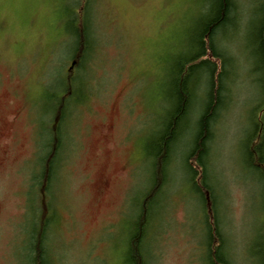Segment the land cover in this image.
<instances>
[{
    "label": "rangeland",
    "instance_id": "374dc122",
    "mask_svg": "<svg viewBox=\"0 0 264 264\" xmlns=\"http://www.w3.org/2000/svg\"><path fill=\"white\" fill-rule=\"evenodd\" d=\"M89 2L92 50L82 73L75 71L70 57V0H0V142L8 131L7 120L19 116L9 126L12 153L7 157L0 148V264H28L35 208L45 204L41 183L36 185L40 180L30 184L32 174L37 178L41 172L43 150L34 155L32 130L27 127L29 94L34 93L35 110L41 113L43 100L63 92L67 73L79 79L74 89L83 88L63 124L74 149L62 150V168L57 167L47 197L51 222L42 239L44 260L130 264L129 239L140 201L153 182L144 140L154 136L166 118L171 68L188 54L191 32L199 15L206 13L205 1ZM236 5L216 38L217 48L228 57L227 100L213 124L205 157L212 192L201 202L190 182H198L195 163H187L204 97V90L196 88L204 79L201 75L167 161L165 184L150 202L141 244L145 264H209L205 217L211 225L212 209L224 240L221 256L227 255L231 264H262L264 175L249 162V152L256 137V154H264V74L256 52L264 0H236ZM120 119L123 131L136 120L135 152L132 142L110 149L108 133ZM78 130L86 135L74 143L71 138ZM132 157L142 158L134 170ZM60 218L56 226L53 220ZM119 218L118 224L106 227Z\"/></svg>",
    "mask_w": 264,
    "mask_h": 264
},
{
    "label": "trees",
    "instance_id": "16d2710c",
    "mask_svg": "<svg viewBox=\"0 0 264 264\" xmlns=\"http://www.w3.org/2000/svg\"><path fill=\"white\" fill-rule=\"evenodd\" d=\"M203 2L205 3L204 9L206 13L200 14L191 32L192 35L189 43L195 48L194 52L189 56L180 57L171 68V79L166 97V101L169 103L166 110L167 119L165 118L166 122L163 132L153 143L150 150V153L156 157L161 155L162 162H165V157L177 137L181 123L190 113L191 102L194 96V86L192 85H194V82L199 80L202 75L205 79L204 97L200 103L199 109H201L196 123L197 132L194 141L191 143L188 157L190 163L194 161L195 170L198 173L197 186L193 183V187L194 190L199 193L201 202H204V196H207V193L209 195L211 192L205 183L206 171L204 167V155L207 151V141L210 135L212 136L213 123L217 119L215 117L218 116V110L223 108L227 100V85L225 83V75L227 72L225 65L227 64L228 57L227 55L223 57L222 52H218L216 38L218 34H221L224 25L232 19V15H234L235 9L237 8L236 0H203ZM70 3L74 4V7H72L71 4L67 6V15L69 18L68 30L72 37L70 57H72L75 71H81L83 73L84 69L82 67L87 59H89L88 56L92 50V42L88 38L87 33L90 2L89 0H70ZM256 44V52L260 55L258 67L264 74V19L259 28ZM65 80L66 85L62 92V113L66 115L65 117L62 116V127L72 102L80 101L82 93L79 94L81 91L79 92L78 90L83 88L82 85H79L77 90L73 88V85L76 81L79 82V79L76 76H72L70 73L66 74ZM262 90L264 91V76L262 79ZM60 102V96L51 94L50 112L52 113V121L54 118L58 119ZM262 106L264 107V100ZM57 131L58 130H56V133ZM53 132L54 130L52 128V134ZM56 135H58V133ZM52 140V142H54V139ZM255 140L256 137L252 142V151L249 152V162L256 170L264 175V154H256L257 146L254 144ZM51 144L50 161L53 162L59 151L58 149H54V143ZM42 160L41 155V172L38 174L39 177L43 175ZM153 166H155L157 170V178H160L161 163L158 159H153ZM195 170H193V172H195ZM39 183H41V192L43 191V183L40 180L36 182V185ZM154 192V190L149 188L146 197L151 198V194L153 195ZM148 206H151V203L148 202ZM46 210L42 202L40 208L38 206L35 208L36 220L39 222L40 228L36 231L35 240H31L30 248H32L33 256H31L29 264H46L43 254V245L41 244L43 239L42 217ZM208 214L211 215V221H213V224L208 225L210 230L209 236L211 235V237H209V241H211L209 245L210 248L207 251L208 262L209 264H231V260L227 255L224 254V257H222L220 254L224 240L219 231L215 215L213 211L208 212ZM144 229L145 228L142 229L143 233ZM142 230L141 227L138 226V231L132 238L128 249V257L132 264H145L143 262L141 249L138 248V240L141 239L140 232ZM262 256V264H264V253Z\"/></svg>",
    "mask_w": 264,
    "mask_h": 264
},
{
    "label": "flooded vegetation",
    "instance_id": "af4514ba",
    "mask_svg": "<svg viewBox=\"0 0 264 264\" xmlns=\"http://www.w3.org/2000/svg\"><path fill=\"white\" fill-rule=\"evenodd\" d=\"M45 86L42 88V99L45 96ZM33 97V98H31ZM61 102H60V111L58 113V119L54 118V120H51V113H50V109L47 107V105H49V99H47V102H44L43 104V109L42 112H38L35 110L34 104H35V97H34V93H32V91L29 94V102L30 105L27 107V127L29 128V130H32V135H31V140H32V146L35 147L34 150V155L36 154V151H38L39 149L41 150H46L47 153L45 155V160H44V165L43 167V175H42V183H43V191H41L42 194V198L43 201L45 200V204L44 207L45 209H47L42 217V230L45 231L46 227L49 225V223L51 222V205L49 206L47 204V197H50L51 194V167H50V147L52 146L51 143H54V149H58V151H60L61 154V159H60V163L58 165V169L57 171H59L60 168H62V150L68 149V148H72L73 146L69 145L67 140V136H65V132L63 130L62 127V92H61ZM131 104L128 105V108H131ZM65 113H64V117H65ZM19 120V116L14 115L11 118H9L7 120L8 123V131L5 135V139L2 140L0 142V148L3 149L5 151V155L8 157L12 152L10 149V146L14 143V138L13 135L11 133V130H9V126H13L14 122ZM136 125V120L134 119L133 122L130 124V126H127V128L123 131L122 130V126L123 124H121V119L118 120V125H116V127H114L109 133L108 135L110 136V139H112L111 142V146L110 149L114 150L117 147H119L121 144L122 146L126 143V142H132V150L133 152H135V150H137V141H136V136H135V132L133 131L134 127ZM52 128L54 130L53 134H52ZM56 130L58 135H56ZM85 131H81L78 130L77 133H73L71 141H73L74 143L78 141V138H80L82 135H86V133H84ZM88 136V135H87ZM54 139V142H52ZM80 141V140H79ZM146 140H144V144H145ZM70 143V142H69ZM139 147L142 148V142L139 141ZM74 149V147H73ZM140 149V148H139ZM36 156V155H35ZM34 156V157H35ZM33 158V157H32ZM131 160V158H130ZM132 160L134 162H132L133 166L131 169L134 170L135 166L137 165V163L142 161V158H138L135 159L134 157H132ZM138 161V162H137ZM137 162V163H136ZM132 170V171H133ZM57 172H54L53 177L55 176ZM35 179L39 180V176L34 175V173L32 174L31 178H30V184L31 182H33L35 184ZM128 194V192L126 193ZM125 196V195H124ZM124 200L126 201V199L122 198V201L124 202ZM123 204V203H122ZM47 206V207H46ZM120 206V205H119ZM29 208V206H28ZM122 208V207H121ZM121 208H120V214H121ZM29 212V209H28ZM32 212V211H30ZM59 213V211H58ZM34 214V212L32 213ZM120 218L117 220L116 223H112L109 226L106 227H112L115 226L116 224H118ZM53 222L56 224V226H58L61 223V218L58 219V222L56 220H53ZM31 223H33V217H32V221Z\"/></svg>",
    "mask_w": 264,
    "mask_h": 264
},
{
    "label": "bare ground",
    "instance_id": "6f19581e",
    "mask_svg": "<svg viewBox=\"0 0 264 264\" xmlns=\"http://www.w3.org/2000/svg\"><path fill=\"white\" fill-rule=\"evenodd\" d=\"M199 17H200V15H199ZM91 40V39H90ZM194 47L192 46V44H189V52H188V54H186V55H183V56H189L191 53H193L194 52ZM219 51H221L220 49H218V52ZM222 52V51H221ZM222 55H223V57H224V52H222ZM183 56H180V57H183ZM201 79V78H200ZM199 79V80H200ZM192 86H194V85H192ZM196 88L198 89H202V90H205V79H203V81H202V83H200L199 85H197L196 86ZM194 91H195V87H194ZM204 92V91H203ZM202 94V93H201ZM202 95H204V93L202 94ZM195 100V97L193 96V99H192V102ZM192 102H191V104H192ZM201 103V102H200ZM47 107L50 109V107H51V105H50V98H49V105H47ZM200 107V106H199ZM166 110H167V108H166ZM220 111H221V109L220 110H218V113H217V115L219 116V114H220ZM51 113V112H50ZM52 114V113H51ZM62 116L64 117V113H62ZM218 116H216L215 118H217ZM167 119V118H166ZM166 119L162 122V125H161V127L159 128V129H157V127H156V130H155V134H154V136H151L150 135V137H149V140H147L146 142H145V145H146V147H147V144H148V148H147V151H148V153H147V159L148 160H152V163H153V159L155 160V159H158L159 160V162L161 163V168H160V178H157V176H156V174H157V170L155 169V166H153V168H152V175H153V182H152V184H151V186H150V188L152 189V190H154L155 192H154V194L152 195L151 194V198L150 197H145L144 199H141V201H140V204H139V214H138V218H137V221H136V224H135V227H134V231H133V233H132V235L130 236V239H129V244H128V249H129V246H130V244H131V241H132V238L135 236V234H136V232L138 231V226H140L141 227V230L143 229V228H145L146 227V225H147V219H148V211L149 210H151V208H152V206H148V202L150 203H152V202H154V200H153V196L155 195V193H158V192H160V190H161V188L163 187V185L165 184V174H166V166H167V161L169 160V158H170V156H171V152H172V147H173V144H174V142H173V144H172V147H171V149H170V151H168V153H167V155H166V157H165V162H162V158H161V155H159V157H156L155 155H153L152 153H150V150H151V147H152V145H153V143L156 141V139H158L159 138V136L161 135V133L163 132V128H164V125H165V122H166ZM216 121V120H215ZM214 124V123H213ZM212 136H213V129H212ZM212 136L210 135V137H209V139H208V141H207V151H206V153H205V155H204V167H205V171H206V178H205V183L207 184V186H208V188L210 189V191L212 192V185L210 184V182H209V180H208V178H207V169H206V162L207 161H205V157L206 156H208V151H209V144H210V141H211V139H212ZM51 148H52V146L50 147V151H49V153H50V160H51ZM46 153H47V151L46 150H44L43 149V153H42V161H43V165H44V160H45V155H46ZM60 159H61V154H60V151L56 154V158H55V160L53 161V162H51L50 161V167H51V185H53L54 183H55V178L53 177V174H54V172H56V169H57V167H58V165H59V163H60ZM207 160V159H206ZM188 164H190V166H191V164H192V162L190 163V161H188L187 162ZM39 179L41 180L42 179V176L41 177H39ZM198 179V178H197ZM194 180L192 179V180H190V182L192 183V185H193V183H195L196 184V186H197V182H193ZM196 192V191H195ZM197 193V192H196ZM198 195H199V193H197ZM211 194V193H210ZM209 194V195H210ZM153 197V198H152ZM212 211H213V213H214V215H215V219H216V221L218 220V218H217V215H216V213H215V211L212 209ZM209 216V215H208ZM205 222H206V225H207V231H208V234H210V230H209V227H208V225H210L209 223H207V220H206V217H205ZM210 223L211 224H213V221H211L210 220ZM217 224H218V222H217ZM37 225V229L38 228H40V224H39V222L36 220L34 223H33V231H32V235H31V238H30V240H35V238H36V230H35V226ZM219 227V226H218ZM219 231H220V228H219ZM43 237L45 238V234H44V231H43ZM140 237H141V239H139L138 240V248L139 249H141L142 248V239H143V230L140 232ZM209 237H211V235L209 236ZM210 242L211 241H209L208 240V242L206 243V245H207V251L209 250V248H210ZM42 245H43V240H42V243H41ZM32 248H30L29 249V253H30V256H29V258H28V264L30 263V261H31V256H33V253H32V250H31ZM142 250V249H141ZM43 252L45 253V251H44V248H43ZM129 263L130 264H132L131 262H130V258H129ZM48 264V263H47Z\"/></svg>",
    "mask_w": 264,
    "mask_h": 264
}]
</instances>
